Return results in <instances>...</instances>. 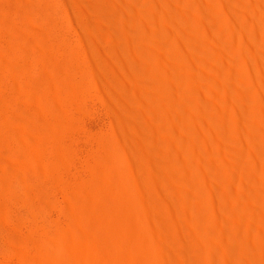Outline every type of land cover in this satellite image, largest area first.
Wrapping results in <instances>:
<instances>
[{"label":"rangeland","instance_id":"rangeland-1","mask_svg":"<svg viewBox=\"0 0 264 264\" xmlns=\"http://www.w3.org/2000/svg\"><path fill=\"white\" fill-rule=\"evenodd\" d=\"M260 1L232 0L236 7L231 11L224 0H208L216 32L207 31L195 6L177 10L190 24L189 35H201L192 38L200 47L201 60L179 41L170 47V54L149 43L154 58L173 80L176 75L185 77L189 106L204 111L228 137L223 140L204 124L198 126L205 161L191 163L199 188L192 192L194 245L209 264H264V204L258 214L252 207L249 214L236 211L256 195L264 198V163L251 153L252 137L240 125V110L232 99L233 94L249 98L251 109L255 106L254 140L264 152V78L260 76L264 0ZM97 2L119 6V0ZM140 2L156 15L148 31L161 30L178 38L169 31L158 3ZM250 7L254 11L248 29L253 28L255 40L247 39L237 24L238 16ZM77 22L71 0H0V264L123 262L110 247L103 254L93 249L87 254L70 239L89 231L91 248L99 233L115 242L118 235L109 223L118 222L125 205L99 169L106 152L118 144L116 101ZM251 50L258 52V59L246 52ZM224 71L231 74V86L222 77ZM123 184L115 177V186ZM223 228L231 235H222ZM236 242L246 253L233 263L228 250ZM154 253L161 256L157 249Z\"/></svg>","mask_w":264,"mask_h":264},{"label":"bare ground","instance_id":"bare-ground-1","mask_svg":"<svg viewBox=\"0 0 264 264\" xmlns=\"http://www.w3.org/2000/svg\"><path fill=\"white\" fill-rule=\"evenodd\" d=\"M71 1L79 25L92 46L100 77L116 101L113 113L118 122V144H113L106 152L99 169L106 179V185L125 205L119 211L118 222H108L118 235L115 242H110L99 233L95 235L91 248L87 244L89 231H83L79 237L71 236L70 239L85 253L93 249L103 254L110 247L112 254L123 258L122 264H209L200 258L194 245L197 234L192 192L199 188L191 163L205 161L197 134L198 126L204 124L223 140L228 137L222 127L204 111L198 112L189 106L185 77L176 75L173 80L149 49V43H153L170 54V47L179 41L184 49L201 60L197 40H192L199 39L201 35H189L187 31L190 24L177 10L181 12L195 6L207 31L216 32L215 17L208 0H152L164 10L163 19L177 39L161 30L148 31L147 26L154 27L156 15L154 11H145L140 0H119V6L101 4L97 0ZM254 1L258 4L260 0ZM224 2L227 9L235 11L232 0ZM253 11L250 7L237 15V24L240 30L246 32L247 39L255 40L257 36L253 28L248 29V17ZM220 43L225 45L223 41ZM246 52L258 59L256 50ZM109 70H112L111 74L107 73ZM230 76V73L223 72L222 77L228 86L232 84ZM260 76L263 80L264 71L260 72ZM241 88L244 87L241 85ZM232 99L240 110V125L252 137L251 153L257 159L259 156L264 163V152L254 140L256 125L252 109L255 106L251 109L249 98H239L233 94ZM115 177L124 182L123 186H115ZM91 199L95 202L98 200L95 195H91ZM262 204L264 198L256 195L252 201L237 206L236 211L249 214L252 207L258 214V207ZM220 233L231 235L226 228L221 229ZM154 249L161 252L159 258ZM244 253L246 250L238 242L228 250L233 263L238 262Z\"/></svg>","mask_w":264,"mask_h":264}]
</instances>
